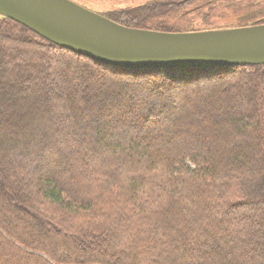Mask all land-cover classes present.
<instances>
[{"label":"trees","instance_id":"16d2710c","mask_svg":"<svg viewBox=\"0 0 264 264\" xmlns=\"http://www.w3.org/2000/svg\"><path fill=\"white\" fill-rule=\"evenodd\" d=\"M197 1L106 17L194 31L165 19ZM0 264H264V65L122 70L0 16Z\"/></svg>","mask_w":264,"mask_h":264},{"label":"water","instance_id":"95a60500","mask_svg":"<svg viewBox=\"0 0 264 264\" xmlns=\"http://www.w3.org/2000/svg\"><path fill=\"white\" fill-rule=\"evenodd\" d=\"M0 16L62 49L122 70L264 65V24L182 33L135 29L70 0H0Z\"/></svg>","mask_w":264,"mask_h":264},{"label":"rangeland","instance_id":"374dc122","mask_svg":"<svg viewBox=\"0 0 264 264\" xmlns=\"http://www.w3.org/2000/svg\"><path fill=\"white\" fill-rule=\"evenodd\" d=\"M90 11L106 17L114 11L131 10L149 5L152 2H170L172 0H70ZM208 14V22L203 21L201 14ZM182 16L177 15L165 19L170 25L179 28L191 26L194 31L220 30L227 28L247 27L264 24V0H206L187 4L181 8ZM262 17L261 20H259ZM108 18V17H106ZM109 19V18H108ZM110 20V19H109ZM112 21V20H111ZM178 21V22H177ZM115 22V21H113ZM117 23V22H116ZM119 24V23H118ZM122 25V24H121ZM125 26V25H124ZM128 27V26H126ZM134 28V27H130ZM139 29V28H135ZM148 30V29H145ZM155 31V30H152ZM242 108V107H241ZM247 130L249 138L253 140L252 130ZM165 170L153 174L145 185L144 200L152 208L158 207L164 200L163 181Z\"/></svg>","mask_w":264,"mask_h":264}]
</instances>
